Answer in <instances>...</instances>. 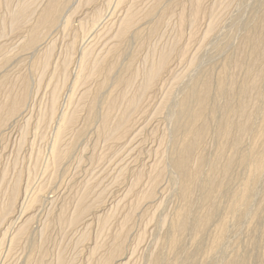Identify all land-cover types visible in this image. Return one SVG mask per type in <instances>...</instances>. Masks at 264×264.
Here are the masks:
<instances>
[{
    "label": "rangeland",
    "instance_id": "obj_1",
    "mask_svg": "<svg viewBox=\"0 0 264 264\" xmlns=\"http://www.w3.org/2000/svg\"><path fill=\"white\" fill-rule=\"evenodd\" d=\"M17 1L9 0V4L13 5ZM149 2L151 3L152 0H140V6L145 7L146 4L148 6ZM3 3L6 4L5 0H0V79L3 75H6L13 83L17 76L31 74L32 55L29 52L18 53V46L23 40L25 27L20 26L17 29L11 27L9 9ZM166 8L169 9L166 10L163 21L155 34L149 35L147 31L152 21H140L139 26L142 29V42L144 43L142 46H138L137 42H128L119 61L123 65L130 58H134V67L142 69L144 66L142 58L153 47L161 49L164 46L172 45V43L175 45L168 63L169 68L167 67L153 88L146 93L140 111L133 113L126 136L110 139L107 137L108 133H106V136L105 133H102L99 121L103 108L100 105L96 107V113L91 118L92 121L90 122L91 119L88 120L87 106L91 96L88 95V98L83 97L82 100L80 99L82 86L74 95L72 101L74 106L80 105L77 120L68 131L69 134L65 135L63 141L64 145H72V152H70V156L53 163V159L52 161L50 159L52 157L49 147L55 120L49 124L43 122L37 130H34V125L41 111L48 107V95L45 88H43L44 86L40 89L35 88L36 77L35 74L31 75L30 81H32L25 105L26 108H24L25 106L22 107L19 114L13 116L0 130V175L4 174V181H6L0 184V197L2 198H0V210L7 203V194H9L7 192L12 185L11 181L13 182L18 175L21 176L18 201L13 206V211H9L5 218L0 221V264H99L104 255L112 248L116 239L121 241V247L123 248L113 258L111 264H153V259L157 257L156 264H227L226 262L230 259L235 260V264H264V137L259 132L264 112L263 83L257 88L259 94H256L259 99L255 105L257 107H253L252 120L249 121L247 130L241 135L242 139L235 152L236 157L240 156V159L233 164L230 174L225 178L219 190H217L215 184L212 186H215V188H212L214 192L212 195L214 198L213 205H210L211 203L208 205L209 202H206L203 198L206 190H209L207 181L211 174V162L216 152L222 148L220 144L222 141L219 139L216 129L226 116H222V110L220 111V109H222L228 94L215 96L216 83L220 74L225 70H227L228 82L238 83L243 78L244 69H234L232 66H228V63H231L239 55L238 51L243 44L244 37L247 33H251L255 21L258 20L260 13L264 12V0H203L201 10L197 14L194 24L190 23V17L193 15L192 0H164L157 15L163 13ZM117 11L118 13H116ZM122 11L124 9H120V7L113 9L112 4L105 11L101 24L95 30L96 32L91 31L84 38L85 42L84 40L80 41L79 46H85L91 41L95 44V49L107 47L110 37L106 33V35H101L102 33L98 35L97 29L102 24L110 25L114 21L116 22L122 15ZM179 11L184 12L182 24L178 21ZM78 14L82 15V12ZM211 19L214 22H211ZM209 22L213 24L214 28L212 27L211 34L203 36ZM71 32L73 33V31ZM61 33L56 29L52 30L45 40L38 44L37 49H40L50 40L56 39V53L63 54L70 35L65 36ZM104 39L107 43H103ZM243 49L244 56L250 54L251 49L249 47ZM6 56L9 59L5 64L2 61ZM75 66L76 63L73 61L70 65L72 75ZM205 70H210L211 75H213L211 76L212 86H214L212 103L216 105L217 110L215 112H217L207 115L209 133L207 132L203 137L201 144L194 152L195 156L193 155L192 158L193 168L196 166V156L198 154V156H202V159L205 158L202 161L201 172L198 175L201 180L197 178L194 182L192 196H189V200H187L188 212L186 218H189L186 219L187 228L176 234L174 231L172 232V224L177 217L176 214L178 215L184 206V202H182L183 199L179 195V177L175 175L176 173L171 164V156L175 148L174 143H172L174 126L171 118L177 112L179 100L192 85V82L202 77ZM176 75L179 77L175 78ZM139 79L140 77H138L137 83ZM88 85H90V94H92V90H95L97 86L96 81H90ZM110 87L105 89L106 91L103 90L102 94L99 93L101 99L112 89ZM67 92L68 86H65L61 92L62 94H60L57 115L64 110V107H70L65 102ZM165 92L169 96L168 99H165L167 103L164 101ZM163 102L165 104H162L164 106L161 111L156 112L157 105ZM28 114L30 121L29 126L27 125L26 140L21 142L19 137L23 133L21 131L25 126L24 119L28 117ZM209 115H212V118ZM40 127H42L41 130ZM36 133H38V136ZM231 133L233 136L236 134L235 131ZM74 134L76 135L74 136ZM76 136L77 141L74 138ZM27 140L29 141L27 142ZM65 141L66 143H64ZM231 144L230 139L224 142V155L234 152ZM252 156L257 160L253 159ZM262 162L263 168H261ZM207 171L210 173H207ZM258 171L261 174H258ZM213 174L216 179H220L223 175L219 170L213 172ZM15 175L17 176L14 177ZM199 182L201 185H199ZM195 185H199V187ZM202 187L206 188L205 191ZM148 191L152 192L151 196L143 197ZM82 194H85L84 203L94 205V207L90 211H86L74 224H69L67 217L69 216L70 219L73 216L78 199ZM98 194L99 196H97ZM34 196L38 200L32 205H26ZM22 202L24 207L21 205ZM202 202L206 203L203 204ZM212 208H214V215L201 231L199 229L198 233V220ZM103 216L108 217V223L106 224L108 226L104 225V228L101 224L100 227L98 222L101 223ZM26 218L28 221H26ZM24 221L28 223H25L26 230L16 235L18 227ZM8 224L9 226H6ZM172 235L176 237L177 243L171 247ZM92 249L96 252L93 253ZM90 253L91 256L89 257ZM97 254L99 255L97 256Z\"/></svg>",
    "mask_w": 264,
    "mask_h": 264
},
{
    "label": "bare ground",
    "instance_id": "obj_2",
    "mask_svg": "<svg viewBox=\"0 0 264 264\" xmlns=\"http://www.w3.org/2000/svg\"><path fill=\"white\" fill-rule=\"evenodd\" d=\"M163 1L164 0H152L151 3L149 2L150 4L148 6H146L147 5L146 4L145 7H141L140 6V0H18L13 5L9 4L10 3L9 0L8 1L5 0L6 4H4V3L3 4L6 5L9 9L8 13H9V19H10L11 27H15V29H17L20 26L25 27L23 40L20 42V44L18 46V53L29 52L32 55V62H31V74L30 75L29 74L28 75L22 74L20 76H17V78L13 81V83L10 81V79L6 75H3V77L0 79V130L13 116H15L16 114H19L22 107H24L26 105L27 99H28V96L30 93V87H31L30 86L31 81H32V80L30 81L31 75L35 74L36 82H34V83H35L36 87L35 86L34 87L36 89H40L41 87L44 86L43 88H45V91L47 92V95H48V99H47L48 100V103H47L48 107H47V109L45 108L44 110L41 111L39 118L37 119V122L34 125V130L35 129L37 130L39 128V125L42 124L43 122H47V124H49L50 122L55 120L54 128L50 127V128H53V136H51L52 139L50 142V147L48 145V147L50 148V153H51V157H52L50 159H51V161L53 159V163H56L61 158H64L66 156H70V152H72L71 151L72 145L69 144V146H68L66 144L67 147H65L66 145L63 144V141H64L65 135L68 133V131H70L71 126L77 120L78 107L80 105L74 106L72 101H73L74 95L78 92V90L82 86H83V90L81 92L80 99L83 97L86 98L88 95L91 96L89 103L86 101L88 103V106H87L88 117H89L88 120H90L93 117L94 113H96V107L98 105H100L103 108L102 109L103 112L101 114V119L99 121L100 125L99 124L98 125L100 127V130H102V133H105V136H106V133H108L107 137H109L110 139L121 138L124 135L126 136V133L128 132V125L131 124V123L129 124V122H131L130 120L132 119L133 113L140 111L141 106H142L141 103L143 104L142 100L144 99L146 93L149 92L153 88V86L156 84V82L161 78L162 73L167 69L172 51L174 50L173 47L175 45H173V43H172V45H170L168 47L164 46V48H161V49L153 47L152 50L149 51L142 58L144 60V66L142 67V69H138V68L134 67V65H133L134 58H132V59L130 58L128 60V62L123 64V65H121L119 61L121 60V58L124 54V51H125L124 47L128 42H130V41L137 42L138 46H142V44L144 43V42H142L143 41L142 40V38H143L142 29L139 26L141 20L152 21L148 30H147L149 35H153L158 31L160 24L163 21L164 14L166 13V10L169 9V8H166V9H164L163 13H161L160 15H157V12H158L159 8L161 7V4L163 3ZM202 2H203V0H192V13H193V15L190 17V23L194 24L196 22V16L199 13V11L201 10L200 8H201ZM112 4H113V9L120 7V9L123 8L124 11H122L123 12L122 15H120V17L118 18V20L116 22L115 21L114 22L112 21L113 23L109 22V23H111L110 25L109 24H107V25L102 24L100 26V28L97 29L98 35H100L101 33H102L101 35H104L106 33L107 36L110 37V42L107 45V47H105L104 49H95V44L91 41L88 42V44H86L85 46H82V45L79 46L80 41H83L84 38L91 31H95L96 28L101 24V19H102L103 15L105 14V11L107 9H109ZM216 10H217V8H216ZM118 11L116 13H118ZM79 12H82V15L81 14L79 15L78 14ZM179 12H178V14H179V17H178L179 20L178 21L180 22V24H182L183 20H184V17H183L184 12L183 13H181V12L179 13ZM114 18H112V19L114 20ZM112 19H110V20H112ZM212 21L213 20L211 19V22ZM75 22H76V24L74 25ZM211 22H209L208 25L206 26V29L204 30L203 36H207L213 30L214 27H213V24ZM54 29L61 31L65 36L70 35V37L66 43L65 52L64 53L62 52L63 54L56 53V50H55V40L56 39L50 40L49 42L45 43L40 49H37L38 44L43 42L45 40V38ZM71 31H73V33ZM62 33H61V35H62ZM192 34H193V32H192ZM95 35H96V33H95ZM99 37H98V39H99ZM21 39H22V37H21ZM63 40H64V37H63ZM94 40H95V38H94ZM97 40H96V42H97ZM107 41H108V38H107ZM107 41H105V39H104L103 43H105V42L107 43ZM174 41H176V40H174ZM84 42H85V40H84ZM103 43H102V45H103ZM175 44H176V42H175ZM100 46H98V47H100ZM244 47H249L251 49L250 54L247 56H244V54H243V52H244L243 48ZM62 50H64V49H62ZM181 52H182V50H181ZM238 52H239V55L234 60H232L231 63H228V66H232V68H234V69H236V68L244 69V76H242L243 78L240 79L241 81H238V83L228 82L227 81V70H225L220 74L218 81L216 83L215 91H214L215 96H223L225 94H228V95H226L227 96L226 100L224 101V104L222 105V109H220V111L222 110V116L226 115L224 118V121L220 123L218 129H216V126H215V129L217 130V135L219 136V139H221V141H222L220 143L222 145V148H220L216 152V155L211 162V174L209 175V179L207 177V179H208L207 182L209 184L208 185L209 190H206V193L203 196V198L206 202H209L208 205L210 203H211L210 205H213V201H214L213 200L214 198L212 197V195L214 194L212 188H215V186L214 187H212V186L215 184L217 186V190H219L222 187V184H223L225 178L230 174V171L232 169L233 164L237 160L240 159L239 158L240 156L236 157L235 152L238 148L237 147L238 144L240 143V141L242 139L241 135L247 130L248 123H249V121L252 120L251 119L253 116L252 110H253V107L256 105L257 100L259 99V97L257 96V94H259V93H257V88L259 86H261L262 83L264 85V81H263L264 80V12L260 13L258 20L255 21L254 26H253V30L251 31V33H247L246 36L244 37L243 44L240 47V50ZM8 59H9V57L8 58H7V56L4 57L2 63L7 62ZM73 61H75V63H76V66H75L76 68L74 69V72L72 75V73H71L72 71H70V68H71L70 65L72 64ZM73 65H74V63H73ZM237 71H238V69H237ZM211 76H213V75H211V71L205 70V72L202 74L201 78L192 82V85L186 91L184 96L182 97V95H181L182 98L178 102L177 112L171 118L172 124L174 126V138H173L172 143H174L173 145L175 147V148L173 147L174 151H173V155L171 156L172 157L171 158V164H172V167L176 173V174L175 173L174 174L177 175V177H179L180 189H178V190H179L180 197L183 199L182 202H184L183 203L184 206L179 211V213L177 212L178 215L176 214L177 217L174 220L173 224L171 223L172 224V232L174 231L176 234L179 232H183L187 228V220L189 219V218H186L187 212H188L187 200H189V196H192L191 195L193 192L192 186H193L194 182L197 180L198 175L201 172V164H202V161L205 159V158L202 159V156L201 155L198 156L199 155L198 154L196 156V164H195L196 166H195V168H193L192 167V158H193L194 152L196 151L198 146L201 144L203 137L207 134V132L209 133L207 115L209 113L212 114L215 112V110H217L215 107L216 105H214L212 103V99H213L212 94H213V87L214 86H212L213 83L211 82ZM138 77H140V79L137 83ZM177 77H179V76L176 75L175 78H177ZM90 81L91 82L96 81V85H97L95 90H92L93 91L92 94H90V92H91V88L89 87L90 85L87 86V84H89ZM65 86H68L67 99L65 102H67V105H70V107L69 108H67V106L64 107L63 108L64 110L61 111V113L59 115H57L58 114L57 109H59L58 104H59L60 94H62L61 92ZM109 86H111L110 88H112V89L109 90V92H107V93L105 92L106 94L101 99V96L99 93H101L103 90L107 89ZM187 88H188V86H187ZM92 89H94V88H92ZM260 89H262V88H260ZM34 90H33V92H35ZM165 93H166V96L164 97V101H165V99H168L167 97H169V96H167L168 93L167 92H165ZM33 97H34V95H33ZM76 99H77V97H76ZM76 99H75V101H76ZM224 99H225V97H224ZM214 100H215V98H214ZM162 104H165V103L163 102V103L157 105L156 112L161 111V108H163V106H164ZM255 107H257V106H255ZM24 108H26V106ZM42 108H43V106H42ZM85 108H86V106H85ZM217 108H219V107H217ZM29 110H30V108H29ZM219 113H221V112H219ZM37 114H36V116H37ZM210 117L212 118V115ZM95 119H96V117H95ZM34 120H33V123L35 122ZM24 121H25V126L23 127L24 129L21 131L23 133H22L21 137H19L21 139V142H24L26 140L25 138H26L27 128L29 126L28 124L30 121L29 114H28V117H26V119H24ZM91 121H92V119L90 120V122ZM47 126L49 127V125H47ZM47 126H45V127H47ZM76 127H78V126H76ZM76 127H75V129H76ZM41 128L42 127H40V130H41ZM45 129H47V128H45ZM50 130H52V129H50ZM232 131H235V133H236L234 136L231 133ZM259 132L264 137V112H263V116H262V125L260 127ZM38 133H36L37 136H38ZM33 134H34V132H33ZM76 134H78V133H76ZM76 134H74V136ZM214 135H216V134L214 133ZM40 137H41V135H40ZM41 138H39V139L41 140ZM74 138H76V141H77V136ZM129 138H130V136H129ZM228 139L231 140V143H232L231 145H232V148L234 149V152H232L231 154H225L224 155V153H223L224 142H226V140H228ZM42 140H43V138H42ZM28 141L29 140H27V142ZM66 141H67V139H66ZM66 141L64 143H66ZM31 142H34V141H31ZM125 142H127V141H125ZM37 143H38V141H37ZM27 145H29V144H27ZM30 146H32V145H30ZM45 148H46V146H45ZM43 150H44V148H43ZM28 156H27V158H28ZM33 156H34V154H33ZM242 157H243V155H242ZM252 158H253V156H252ZM194 159H195V157H194ZM243 159H244V157H243ZM253 159H255V158H253ZM255 160H257V159H255ZM259 160H261V159H259ZM255 163H256V161H255ZM46 165H44V166H46ZM51 165H50V167H51ZM257 165H258V163H257ZM162 166H164V165H162ZM259 166H260V164H259ZM11 168H13V167H11ZM121 168H123V167H121ZM255 168L256 167H254V169ZM261 168H263V162H262ZM31 169H33V168H31ZM154 169H155V167H154ZM256 169L258 170V168H256ZM203 170H204V168L202 169V171ZM217 170H219L220 173L223 174L220 179H216L215 178L216 176L214 177L213 172H215ZM32 172H33V170H32ZM52 172H53V170H52ZM208 172L209 171H207V173ZM259 172L260 171H258V174H261ZM17 175H15L14 177H16ZM215 175H216V173H215ZM218 176H220V175L218 174ZM135 177H136V175H135ZM153 178H155V177H153ZM199 178L201 180L200 176H199ZM135 181H136V179H135ZM3 182L4 183L6 182V181H4V174H2V176H1L0 184H2ZM11 183H12V185L9 187V191L7 192V193H9V194H7L8 195L7 203L4 206L2 205L3 207L0 210V221H2L5 218V216L9 213V211L10 212L13 211L12 210L13 206L18 201V195H19L18 189H19V186L21 184V176L18 175L13 180V182L11 181ZM197 183H198V181L196 182V184ZM199 185H201L200 182H199ZM199 185H195V186L199 187ZM5 186H4V188L6 189L7 186L6 187ZM133 186H134V183H133ZM202 186L205 187L204 185H202ZM206 188H207V186H206ZM205 189L203 188L204 191H205ZM151 191L146 192L143 195V197H146V198L150 197L151 193H152ZM215 192H216V190H215ZM3 193H4V191H3ZM34 193H35V191H34ZM23 194H25V193H23ZM28 194H29V191H28ZM88 194H89V192H88ZM38 195H40V194L38 193ZM35 196H36V194H35ZM35 196L31 200H29L26 205H32L33 203H35V201L38 200L37 197H35ZM97 196H99V194ZM96 198H98V197H96ZM5 199L3 200V204L5 202ZM21 200H22V198H21ZM84 200H85V194H82V196L79 197V199H78L74 214H73L74 210L72 211L73 216H71L70 219H69V216L67 217L68 218L67 220H69V224H74L77 220H79L84 215V213L86 211H90V209L92 207H94V205H88V204L84 203ZM96 200L98 201V199H96ZM88 203H90V202H88ZM205 203H203V204H205ZM21 205L23 206V202ZM114 208H115V206H114ZM113 212H114V210H113ZM96 213H98V212H96ZM105 214H107V213H105ZM19 215H20V212H19ZM189 215H190V213H189ZM213 215H214V208L209 210V212L206 215H204L203 217H201L198 220V222H197L198 233H199V229L201 231V229L205 226V224L207 222L210 221V219L212 218ZM27 218H28V216H27ZM27 218H26V221H28V219H29V218L28 219ZM62 220H64V219H62ZM107 220H108V217L103 216L101 223H100V221H98L99 226L101 224L102 227L104 228V225H106L108 223ZM26 221H24L22 223V225L20 227H18V229L16 231V235L21 234L26 230L25 229L26 228L25 223H27ZM66 222H68V221H66ZM222 224H224V223H222ZM124 225H125V223H124ZM6 226H9V224ZM106 226H108V225H106ZM194 227H195V225H194ZM117 230H119V229H117ZM0 233H1V231H0ZM122 234L124 235V233H122ZM171 237H173V235ZM171 239L172 240H170L171 241L170 244L172 247V245H175L177 243L176 242L177 239L175 236ZM97 240H98V237H97ZM94 241H96V240H94ZM98 243H100V242H98ZM121 248H123V247H121V241L116 239V241L112 245V248L109 251L107 250L108 252L104 255V257H103V255H101L103 258L100 260L99 264H111L113 258L117 255V253L120 252ZM93 250L94 249H92L93 253L96 252ZM171 250H172V248H171ZM98 255L99 254H97V256ZM90 256H91V253H90L89 257ZM97 256H96V258H97ZM158 256H160V255H158ZM153 260L154 261L152 263L156 264L158 261V257L154 258ZM96 262H98V261H96ZM94 263H95V259H94ZM226 263L227 264H235L236 261L233 259H230ZM96 264H98V263H96Z\"/></svg>",
    "mask_w": 264,
    "mask_h": 264
}]
</instances>
